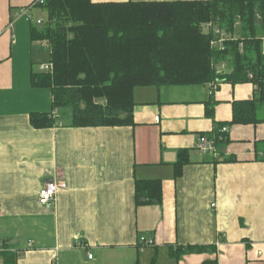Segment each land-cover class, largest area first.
<instances>
[{
	"label": "crops",
	"instance_id": "crops-1",
	"mask_svg": "<svg viewBox=\"0 0 264 264\" xmlns=\"http://www.w3.org/2000/svg\"><path fill=\"white\" fill-rule=\"evenodd\" d=\"M32 1L0 0V264H264V103L258 121L225 123L233 101L256 97L254 83L140 85L133 125L71 126L50 89L29 81L50 62L31 40L44 21L39 6L23 12ZM123 1L150 0H92ZM32 112L56 122L34 128ZM216 123L228 127L217 161L195 147ZM57 179L66 187L41 204ZM141 179L160 181V203L136 205ZM142 236L155 244L142 247Z\"/></svg>",
	"mask_w": 264,
	"mask_h": 264
},
{
	"label": "trees",
	"instance_id": "trees-1",
	"mask_svg": "<svg viewBox=\"0 0 264 264\" xmlns=\"http://www.w3.org/2000/svg\"><path fill=\"white\" fill-rule=\"evenodd\" d=\"M39 7L47 19L31 24V40L49 45L53 66L50 72H30L29 81L50 89L52 109L69 110L71 126L133 125V90L140 85L213 81L253 82L256 97L233 101L225 123L258 121L264 103V0H46ZM208 23L230 35L222 49L211 43L216 35ZM223 61L228 70L218 73L215 66ZM207 111L211 114L212 107ZM29 116L34 128L56 122L51 112ZM225 123H216L209 133L217 144L226 140L220 132ZM178 155L176 175L188 160L184 151ZM134 184L136 205L161 202L158 179ZM6 255L0 251V257Z\"/></svg>",
	"mask_w": 264,
	"mask_h": 264
},
{
	"label": "built area",
	"instance_id": "built-area-1",
	"mask_svg": "<svg viewBox=\"0 0 264 264\" xmlns=\"http://www.w3.org/2000/svg\"><path fill=\"white\" fill-rule=\"evenodd\" d=\"M46 3V0H33L32 3L28 6L25 7L23 12L25 13L26 10L32 8V7H36V6H40ZM31 18L29 17V20ZM36 24H41L42 20L41 19H37ZM207 29L208 28H212V30L214 31V34L216 35V37L211 38V43L215 44L217 47L219 48H223L224 45V41L230 37V35L228 33H225L223 30L221 31L220 29L216 28L215 26H211L210 23H208ZM42 44H44L46 46V48L49 51V45L46 44L45 41L41 40L40 41ZM52 66L53 64L50 62L48 63H43L40 65V69L42 71H52ZM215 68H217V72L218 73H223V71H225V69L227 68V63L225 61H223L222 63L218 64L217 66H215ZM213 83H210L209 87H212ZM255 86V85H254ZM228 130L227 125L223 126L220 128V132L221 133H225ZM216 138L214 137V135H207V134H201L198 138H197V143H196V150H198L201 154H207L210 156H214V158L218 157V154L216 152V147H217V140H215ZM65 182L64 180H48L46 181L41 190L39 191L38 194V201L42 204H47L53 201L56 193L61 189V188H65ZM211 207L214 206V203L210 205ZM1 241V238H0ZM140 244L143 247L144 245H154L155 241H153L152 238H146L144 236L139 238ZM88 257H91V253H88Z\"/></svg>",
	"mask_w": 264,
	"mask_h": 264
},
{
	"label": "rangeland",
	"instance_id": "rangeland-1",
	"mask_svg": "<svg viewBox=\"0 0 264 264\" xmlns=\"http://www.w3.org/2000/svg\"><path fill=\"white\" fill-rule=\"evenodd\" d=\"M33 15H34V16H37V15L42 16V18H43L44 21L47 19L46 11H45L44 9H42V8H38V9H36V10L33 12ZM32 20H33V22H34L35 19H32ZM32 20H31V21H32Z\"/></svg>",
	"mask_w": 264,
	"mask_h": 264
}]
</instances>
